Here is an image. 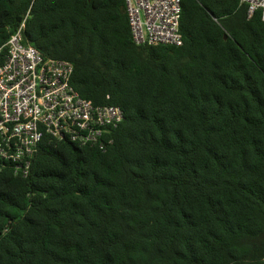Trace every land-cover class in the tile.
<instances>
[{"label": "trees", "instance_id": "16d2710c", "mask_svg": "<svg viewBox=\"0 0 264 264\" xmlns=\"http://www.w3.org/2000/svg\"><path fill=\"white\" fill-rule=\"evenodd\" d=\"M31 3L24 43L124 119L104 150L45 136L26 177L0 169V264H264L261 11L181 0L182 45L149 46L124 0H0V47Z\"/></svg>", "mask_w": 264, "mask_h": 264}, {"label": "built area", "instance_id": "2783aa9c", "mask_svg": "<svg viewBox=\"0 0 264 264\" xmlns=\"http://www.w3.org/2000/svg\"><path fill=\"white\" fill-rule=\"evenodd\" d=\"M240 1L248 5L249 17L260 10L264 22V0ZM32 3L0 47V169L21 177L28 175L45 136L104 150L107 129L116 128L124 119L120 107L95 106L80 97L70 84L72 63L45 58L24 43ZM124 3L136 45H182L181 0Z\"/></svg>", "mask_w": 264, "mask_h": 264}, {"label": "water", "instance_id": "95a60500", "mask_svg": "<svg viewBox=\"0 0 264 264\" xmlns=\"http://www.w3.org/2000/svg\"><path fill=\"white\" fill-rule=\"evenodd\" d=\"M226 37V36H225Z\"/></svg>", "mask_w": 264, "mask_h": 264}]
</instances>
